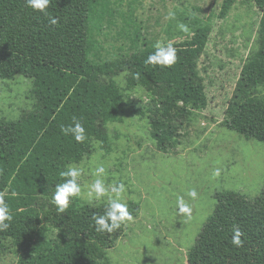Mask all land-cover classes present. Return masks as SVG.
<instances>
[{"label":"trees","instance_id":"1","mask_svg":"<svg viewBox=\"0 0 264 264\" xmlns=\"http://www.w3.org/2000/svg\"><path fill=\"white\" fill-rule=\"evenodd\" d=\"M109 2L51 0L40 33V55L9 45L38 10L25 2L7 14L0 11V78L23 75L32 79L35 99L33 109L23 111L18 119L0 118V196L13 217L6 221L10 226L0 230V249L10 241L19 254L16 264H100L101 249L112 248L123 232V224L112 233L95 230L92 216L103 214L107 203L89 206L71 201L64 213L57 212L52 203L55 186L64 179L60 174L68 164L89 155L93 141L106 147V125L120 121L125 110L122 90L114 79L117 72L106 71L90 80L85 77L88 65L101 56L97 36ZM233 4V0H224L217 17L224 18ZM48 16L58 23L51 25ZM193 25L190 37L174 45L177 62L171 67L153 65L160 81L150 87L158 98L150 123L163 152L173 140L177 119L190 118L207 105L197 62L209 39L211 17L205 24L193 19ZM140 42L147 44L137 28L131 48L137 49ZM257 44V55L242 66L222 124L247 139L264 142V7ZM74 119L86 130L83 142L62 131ZM23 172L33 192L10 193L11 180ZM215 198L214 212L188 251V264H264V188L253 199L232 190L216 192ZM128 209L135 213V208ZM47 225L59 231L56 240L48 237ZM237 227L243 233L240 247L231 243Z\"/></svg>","mask_w":264,"mask_h":264},{"label":"rangeland","instance_id":"2","mask_svg":"<svg viewBox=\"0 0 264 264\" xmlns=\"http://www.w3.org/2000/svg\"><path fill=\"white\" fill-rule=\"evenodd\" d=\"M223 1L110 0L100 21L97 38L101 56L88 65L85 77L90 80L106 71L117 72L114 79L122 90L125 110L120 121L106 125V147L93 141L91 153L70 164L83 168L79 182L84 186L96 179L95 167L104 166L105 186L124 183V199L135 208L133 221L123 224L115 245L101 249L100 264H188V251L216 207L215 193L232 190L253 199L264 188V142L247 139L222 124L243 64L258 53L264 0H233L229 13L218 18ZM25 2L0 0V11L7 14ZM208 17L212 28L197 62L207 105L195 110L190 118L179 117L173 140L165 152L160 151L150 123L154 104L158 103L150 87L160 81V76L145 61L158 41L180 44L193 33V19L205 24ZM45 20L46 15L40 11L29 17L9 45L40 55ZM181 23L188 26V33L180 31ZM137 28L147 44L140 42L133 49L131 36ZM32 86V79L23 75L0 78V118L16 120L23 111L32 110ZM216 169L220 170L218 176L214 175ZM193 189L195 199L188 196ZM8 191L32 193L27 173L14 176ZM179 197L191 207L190 217L178 213ZM71 201L96 206L107 203V196L93 203H88L86 196ZM47 227L48 237L56 240L59 231ZM5 243L6 247L0 249V264H16L19 254L10 241Z\"/></svg>","mask_w":264,"mask_h":264},{"label":"clouds","instance_id":"3","mask_svg":"<svg viewBox=\"0 0 264 264\" xmlns=\"http://www.w3.org/2000/svg\"><path fill=\"white\" fill-rule=\"evenodd\" d=\"M51 0H26L27 6L33 10H38L48 15L46 9L48 8ZM174 18V13L169 14ZM49 23L56 25L58 23L57 18L48 16ZM180 31L188 33L190 29L185 24L178 25ZM177 62V50L171 42H157L155 45V51L150 53L145 61L146 64L159 65L162 67H171ZM65 134H71L76 142H83L86 139L85 128L78 120H73V124L66 128H62ZM84 170L82 167L76 164H69L66 170L60 175L64 178L62 182L57 183L55 191L52 196V203L56 206L57 212L64 213L71 202L72 198L87 197L88 203L100 201L107 196V204L103 214L94 213L92 219L94 220L95 230L97 232L112 233L115 229H119L122 224L129 221H133V216L128 209L127 201L124 199L123 194L126 191L124 183L113 182L109 186H105L104 175L106 169L104 166L95 167L93 174L96 179L87 186L82 185L79 182L80 177L83 175ZM220 170L216 169L214 175H219ZM86 187V191H85ZM111 193V195L109 194ZM188 196L195 199L197 196L196 191L193 189L188 192ZM177 211L179 214L191 216L192 209L184 200L183 197H179L176 201ZM13 219L8 204L4 198L0 196V230L7 229L10 225L6 221L10 222ZM243 233L239 228L233 229V235L231 237V243L240 247L243 244L241 236Z\"/></svg>","mask_w":264,"mask_h":264}]
</instances>
